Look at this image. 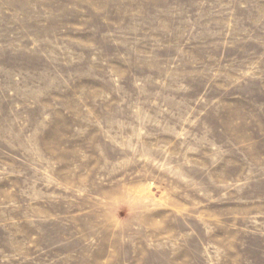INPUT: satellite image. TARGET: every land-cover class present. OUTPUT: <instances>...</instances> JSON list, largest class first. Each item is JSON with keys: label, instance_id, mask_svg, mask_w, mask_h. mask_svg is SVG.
Wrapping results in <instances>:
<instances>
[{"label": "rangeland", "instance_id": "1", "mask_svg": "<svg viewBox=\"0 0 264 264\" xmlns=\"http://www.w3.org/2000/svg\"><path fill=\"white\" fill-rule=\"evenodd\" d=\"M0 264H264V0H0Z\"/></svg>", "mask_w": 264, "mask_h": 264}]
</instances>
